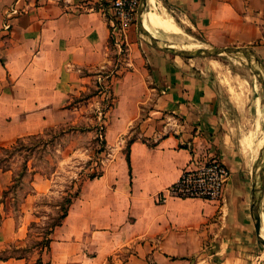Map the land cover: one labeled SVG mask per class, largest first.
<instances>
[{
	"label": "crops",
	"instance_id": "0c3cea01",
	"mask_svg": "<svg viewBox=\"0 0 264 264\" xmlns=\"http://www.w3.org/2000/svg\"><path fill=\"white\" fill-rule=\"evenodd\" d=\"M154 2L207 41L251 48L264 66V0ZM111 20L109 0H0V147L71 120L72 94L90 90L86 74L101 76L109 63ZM128 51L126 71L105 76L107 87H97L113 97L108 112L122 132L140 120L129 164L126 158L113 163L81 186L40 258L48 264H264L251 239L254 183L248 172L262 139L245 159L236 119L206 67L155 50L141 52L132 43ZM210 160L230 171L221 202H156L193 161ZM13 178V168L0 171V251L25 242L33 223L25 205L18 221L4 207L2 194ZM30 183L33 195L26 203L50 190L39 173ZM261 223L264 238L262 218ZM121 252L127 253L122 261ZM0 264H28V258Z\"/></svg>",
	"mask_w": 264,
	"mask_h": 264
},
{
	"label": "rangeland",
	"instance_id": "374dc122",
	"mask_svg": "<svg viewBox=\"0 0 264 264\" xmlns=\"http://www.w3.org/2000/svg\"><path fill=\"white\" fill-rule=\"evenodd\" d=\"M155 11L160 17L174 22L179 29L175 33L164 32L154 26V28H150L146 24L149 35L160 46H170L171 48L184 46V48L193 47L192 49L237 47L225 46L221 42L207 41L202 33L185 28L176 18L161 12L157 6ZM116 36L118 39L120 38L118 33H116ZM125 37H127L126 41ZM128 42L129 45L130 43L137 45L141 52L143 50H153L148 45L146 36L137 32L136 24L125 31V36L118 42V46L115 45V36L111 33L108 42L109 63L106 64L107 67L103 70V73L99 74L102 77L95 74H92V76L86 74V82H89L87 86L90 90L84 91L80 96L75 95V93L72 94L70 102L76 110L73 111L71 120L53 127L52 130H46L38 139L27 138L22 145H16L13 149L0 152V166L2 168H13L14 176L18 175L23 163L27 164L29 171L26 177L21 182L16 183L7 193L6 198L3 200L4 207L18 221L20 211L25 205V209L29 213V219L36 224L29 223L27 225L26 241L14 243L10 248L0 251V258L27 257L28 264H35L36 260L44 253L40 252L36 244L40 241L41 233L51 223L52 218L57 217V206L65 197V193L73 192V189L69 188L71 182L75 181V184L79 185L85 179V176L96 170L103 174L106 169H110L113 163L123 162L126 158L130 141L137 138L140 133V120L132 123L129 133L122 132V128L118 127L119 124L116 123L114 118L112 120L110 112H108L110 108L107 107V104H113V100L108 97V93L106 94L104 90L97 86L102 84V87H107L108 80L105 76L111 75V79H113L115 75L119 77L121 73L126 71L129 54ZM186 60H191L201 64L202 67H206L211 72V76L215 78L216 89L225 107L236 119L240 142L241 139L248 138L254 145L258 139H262L261 146L258 149L257 144L255 145L254 155L248 160V172L252 176L254 186H259L258 171L264 164V99L261 84L253 73V70L259 68L258 65L252 61V67L249 68L244 58L239 59L226 55L213 58H188ZM99 77L100 81L98 80ZM99 92L102 93L99 94ZM148 108L149 105L147 104L144 107L145 111L141 112L142 117L147 114ZM119 111L122 115L125 109ZM72 126L75 128H92V130L83 134L56 136L59 130H66ZM100 126L105 128L103 134L105 133L106 146L101 144L100 137L97 138L99 135L97 128L100 130ZM49 139H53V143L46 144L45 142ZM37 142V147H33ZM64 157L65 159H63ZM32 172L39 173L43 179H48L50 190L45 194L29 197L26 203L24 201L26 196L33 195L30 183ZM260 209L264 213V204H261ZM251 239L256 244L255 235H252V233ZM256 252L264 258L263 247L257 245ZM126 254V252L119 253L117 259L122 261ZM111 261L113 260H110V263Z\"/></svg>",
	"mask_w": 264,
	"mask_h": 264
},
{
	"label": "built area",
	"instance_id": "2783aa9c",
	"mask_svg": "<svg viewBox=\"0 0 264 264\" xmlns=\"http://www.w3.org/2000/svg\"><path fill=\"white\" fill-rule=\"evenodd\" d=\"M109 4L112 14L111 33L115 36V45L118 46L125 31L136 23L140 0H109ZM116 33L120 35L119 39ZM230 177L226 165L217 160L204 163L193 161L192 167L184 170L176 182L159 194L156 202L164 204L168 199L176 198L219 203L224 199L225 187Z\"/></svg>",
	"mask_w": 264,
	"mask_h": 264
},
{
	"label": "water",
	"instance_id": "95a60500",
	"mask_svg": "<svg viewBox=\"0 0 264 264\" xmlns=\"http://www.w3.org/2000/svg\"><path fill=\"white\" fill-rule=\"evenodd\" d=\"M148 0H140V6L137 11L136 29L141 35L146 36L148 45L156 51L162 52L167 55L181 57V58H213L222 55L244 58L246 65L251 68L252 61L258 65L259 68L253 70L254 75L258 79L262 87V95L264 99V66L262 61L258 58L255 52L248 47H225V48H211V49H174L170 46H160L147 31L144 30L142 24V16L147 8ZM264 159V158H263ZM259 186H254L251 191L250 202V216L253 224V233L255 235V242L258 246L264 248V241L260 237V207L264 196V164L258 171Z\"/></svg>",
	"mask_w": 264,
	"mask_h": 264
},
{
	"label": "trees",
	"instance_id": "16d2710c",
	"mask_svg": "<svg viewBox=\"0 0 264 264\" xmlns=\"http://www.w3.org/2000/svg\"><path fill=\"white\" fill-rule=\"evenodd\" d=\"M116 77V75H115ZM110 99L112 100L113 97L111 96ZM113 106V104H107V107L111 108ZM52 130L53 128H47V129H44L42 132L40 133H37V134H33V135H30V136H25V137H21V138H18L15 142H13L11 145L9 146H2L0 147V152H6L8 151V149H13L16 145H22V143L27 139V138H30V139H38L39 137H41L44 132H46V130ZM92 128H75V127H70L69 129H61L58 131V134H56L57 137H64V136H67V135H71V134H75V133H79V134H83L85 132H89L91 131ZM105 128L103 126H100V130L99 128H97V131H98V136L97 138L100 137V142L102 145L106 146V141L104 139V132ZM54 136V137H56ZM52 137V138H54ZM134 140L132 139L130 141V144L133 142ZM46 144L48 143H53V139H49L45 142ZM37 143L34 144L33 147H37ZM100 151V150H99ZM98 151V152H99ZM98 152H96L98 154ZM102 152V151H100ZM68 156V155H67ZM65 159V157L63 158ZM126 161L127 163L129 164V155L127 154L126 156ZM10 168L9 167H6V168H2L0 166V171H7L9 170ZM28 167H27V164L23 163L21 165V169H20V172L18 173V175L14 176L13 180H12V185L6 190L3 192L2 194V199H5L6 196H7V193L15 186L16 183L18 182H21L23 178L26 177V175L28 174ZM35 172H32L31 175H33ZM102 174L99 173L97 170L95 172H93L92 174L90 175H87L85 176V179H83V181H81V183H79V185H76L75 184V181H72L71 182V186L69 187L71 190L73 189V192L71 193H65V197L62 198V201L59 203V205L57 206L58 208V215L56 218H52V221L51 223H49L44 232L41 233V237H40V241L37 242L36 246L38 249H40V252H47L50 248V242H51V235L52 233L54 232V230L56 228H58L59 226L62 225V222L64 221V219L66 218L67 214H68V210H69V207L70 205L72 204V202L74 201V199H76V197L78 196L79 194V191L81 189V186L86 182V181H90V180H93L95 178H99L101 177ZM32 225H36L34 222L32 223ZM9 258H12V257H5V258H0V260H6V259H9ZM35 264H48V263H44L42 261L41 258L37 259L36 260V263Z\"/></svg>",
	"mask_w": 264,
	"mask_h": 264
},
{
	"label": "bare ground",
	"instance_id": "6f19581e",
	"mask_svg": "<svg viewBox=\"0 0 264 264\" xmlns=\"http://www.w3.org/2000/svg\"><path fill=\"white\" fill-rule=\"evenodd\" d=\"M155 2L152 4V0H148L147 1V8L146 11L144 12L143 16H142V24L143 22H146V24L150 27V28H158L161 29L164 32H178L179 29L178 27L175 25L174 22H172L171 20L162 18L158 15V13H156L155 11ZM163 16V15H162ZM154 26V27H153ZM144 28V26H143ZM145 30V29H144ZM146 31V30H145ZM153 31H155L153 29ZM175 35V34H174ZM179 38V37H178ZM189 38V37H188ZM173 43V42H172ZM176 43V42H175ZM186 43V42H185ZM189 43V42H188ZM178 45V44H177ZM187 45V44H186ZM174 46V45H173ZM176 46V44H175ZM193 47H186L184 48H174V49H185V50H192ZM222 82V81H221ZM224 85V84H223ZM229 85V84H228ZM236 86V85H235ZM228 87V86H227ZM251 147H252V143L250 141V139L248 138H243L241 140V151L243 153V155L246 157L245 159H249L251 156ZM261 216L264 222V213H262L260 211V237L261 239L264 241V238L262 236V223H261Z\"/></svg>",
	"mask_w": 264,
	"mask_h": 264
}]
</instances>
